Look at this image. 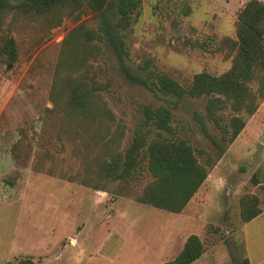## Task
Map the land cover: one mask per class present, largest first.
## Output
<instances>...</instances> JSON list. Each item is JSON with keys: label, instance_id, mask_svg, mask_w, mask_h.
<instances>
[{"label": "rangeland", "instance_id": "rangeland-1", "mask_svg": "<svg viewBox=\"0 0 264 264\" xmlns=\"http://www.w3.org/2000/svg\"><path fill=\"white\" fill-rule=\"evenodd\" d=\"M248 1L143 0L140 16L126 33L129 64L136 71L146 67L145 77L162 71L181 82L201 72L225 73L232 61L216 51V43L235 37L238 13ZM82 23L92 28L97 22L87 14L47 28L10 16L0 30L18 48L14 64L0 59V264H164L192 234L205 245L204 255L193 264H245L247 259L264 264V101L231 144L212 122L201 119L207 99H188L175 110L177 134L215 160L181 214L136 201L152 181L146 164L128 181L110 184L108 191L69 178L83 171L80 150L85 147L81 140L62 146L57 138L61 115L49 110L64 39ZM197 41L207 43L206 48L195 47ZM116 64L106 50L95 67L105 70L101 80L111 82L102 95L115 118L113 130L125 127L124 150L145 106L162 101L161 94L131 84ZM222 114L227 121L230 111ZM22 130L30 148L18 164L12 148ZM100 150L96 146V154ZM248 194L260 198L263 213L244 223L240 203Z\"/></svg>", "mask_w": 264, "mask_h": 264}, {"label": "trees", "instance_id": "trees-1", "mask_svg": "<svg viewBox=\"0 0 264 264\" xmlns=\"http://www.w3.org/2000/svg\"><path fill=\"white\" fill-rule=\"evenodd\" d=\"M142 2L0 0V30L10 16L13 21L34 20L47 28L58 27L65 19L80 21L84 15L94 16L95 27L79 24L64 39L51 91L54 107L49 112L61 115L57 138L63 147L67 142L77 144L80 140L85 147V152L80 150L85 161L83 171L69 178L82 179L86 187L94 190L108 191L110 184L117 186L128 181L146 164L152 181L136 201L181 214L207 181L215 160L177 134L175 110L188 99L205 98V114L201 119L212 122L227 144L240 136L246 128V118L255 115L264 101V2L248 1L238 13L235 37H225L216 43V51L232 61L228 71L221 75L201 72L183 82L162 71L145 77L142 73L146 67L140 65L136 71L129 64L131 53L126 33L140 16ZM205 44L197 41L194 46L205 49ZM105 49L131 84L161 94L162 103L143 109L144 118L124 150L121 143L125 127L118 125L113 130L115 118L102 95L109 91L111 82L101 80L105 70L99 65L95 67V63L104 60ZM0 59L10 64L18 59L17 43L6 34L0 35ZM226 109L230 111L227 121L222 114ZM203 130L221 148L205 127ZM20 134L22 138L12 148L18 164L24 160L25 149L30 148L28 134L24 130ZM99 145L101 150L96 154ZM224 153L225 150L221 155ZM240 212L244 223L255 220L263 213L260 198L253 194L244 196ZM204 253V242L192 234L181 252L164 264H193ZM245 264H250L248 259Z\"/></svg>", "mask_w": 264, "mask_h": 264}, {"label": "crops", "instance_id": "crops-1", "mask_svg": "<svg viewBox=\"0 0 264 264\" xmlns=\"http://www.w3.org/2000/svg\"><path fill=\"white\" fill-rule=\"evenodd\" d=\"M249 263L251 264L250 260L248 259Z\"/></svg>", "mask_w": 264, "mask_h": 264}]
</instances>
